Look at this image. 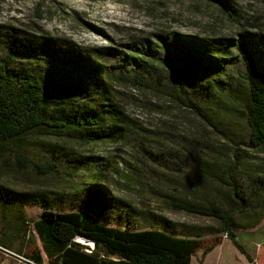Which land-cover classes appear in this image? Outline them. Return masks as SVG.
Returning <instances> with one entry per match:
<instances>
[{
    "label": "trees",
    "instance_id": "1",
    "mask_svg": "<svg viewBox=\"0 0 264 264\" xmlns=\"http://www.w3.org/2000/svg\"><path fill=\"white\" fill-rule=\"evenodd\" d=\"M205 1L233 25L234 38L159 30L95 48L65 40L60 45L0 25V167L23 172L33 168L44 177L62 173L59 167L67 175L77 174L84 167L91 170L98 158L78 156L62 142H110L136 147L142 166L152 172L166 173L168 162L191 159L205 179L209 160L203 156V143L212 134L207 128L216 130L241 115L248 126L246 145L264 148V32L244 27L232 0ZM36 12L40 17V10ZM17 53L25 54L27 61L16 58ZM53 65L66 71L62 78L52 77ZM120 86L151 95L149 106L160 107L162 101L166 108L196 118L191 131L197 148L166 153L156 147L157 132L127 116L122 106L128 97ZM219 133L234 143L229 132ZM242 151L238 145L232 149V166L222 170L224 201L171 198L167 205L176 213L210 220L215 227L176 223L151 212L136 215L124 201L110 196L107 180L97 172L91 176L93 183L67 206L54 193L13 192L0 185V245L38 263L45 254L48 264H190L195 254L221 246L224 238L219 234L224 232L249 263L264 264V247L252 259L235 231L242 225L254 228L264 219V176L246 181L238 177ZM221 153L223 160L229 157L226 148ZM140 172L127 178L143 183ZM31 206L42 209L37 220L28 217L26 208ZM141 217L143 224L137 221ZM76 238L90 240L92 249Z\"/></svg>",
    "mask_w": 264,
    "mask_h": 264
},
{
    "label": "rangeland",
    "instance_id": "2",
    "mask_svg": "<svg viewBox=\"0 0 264 264\" xmlns=\"http://www.w3.org/2000/svg\"><path fill=\"white\" fill-rule=\"evenodd\" d=\"M232 1L243 17L241 21L244 27L251 32H264V0ZM37 9L40 10V17L37 16ZM0 25H10L29 34L52 38L60 45L65 40L95 48L112 42H128L159 30H175L182 34L215 38L235 36L233 25L216 5H210L205 0H0ZM15 57L25 58L27 61L25 54L17 53ZM54 68L56 69H53L52 77L57 78L60 75L62 78L66 71L60 66ZM117 88L128 97L123 100L122 106L127 116L138 120L144 129L157 132L159 141L156 147L166 153L170 150L193 151L194 147L197 148L194 145V142L197 143L194 140L195 134L191 131L197 121L191 114L166 108L162 101H159L160 107L149 106L146 100H149L151 95L145 91L128 86ZM124 96L122 95V99ZM247 127L241 115L231 117L226 125L217 126L216 130L207 128L213 135L209 134L207 140L204 136L203 156L207 154L209 160L208 168H205L208 170L205 179H200L201 176L195 172L191 159H186L181 164H175L174 160L168 162L169 169L164 170L166 173L152 172L142 166L141 155L136 147L110 142L93 145H76L70 142L61 144L58 139H47L64 146L67 144L78 156L98 158L95 166L88 171H85L84 167L77 174L71 175H67L63 168L59 167L58 171L62 173L55 172L48 177L37 174V170L33 168L23 172L17 168L7 170L0 167V185L13 192H40L47 196L54 193L60 195L67 206L75 202V195L79 190L93 183L91 176L98 172L107 180L105 183L110 196L124 201L131 210L138 212L136 215L147 217V213L151 212L176 223L201 228L215 227L216 224L210 220L176 213L167 205L171 198L205 202H211L213 199L224 201L227 186L221 182L220 177L224 175L222 170L232 166V149L237 145L243 150L240 153L242 159L238 158V161L243 160L242 165H236L242 170L238 172V177L243 175L245 181L256 175L263 178L264 148L253 149L246 145ZM219 131L229 132V138H232L234 143L229 144ZM191 143L194 146L190 145ZM223 148L229 153V157H224V160L221 155ZM29 154V157H32L33 153ZM222 160L227 166L222 164ZM214 161H218L221 167H213ZM135 170L141 171L139 178L144 184L127 178L131 172L139 174ZM159 183H163L162 186L158 185ZM26 212L31 220H37L41 217L42 209L31 206L26 208ZM137 221L144 223L142 217ZM2 222L0 220V226ZM235 231L246 252L257 258L256 251L259 247H264V219L254 228H244L242 225ZM219 235L224 238V243L205 255L202 252L195 254L190 264H240L242 259L234 245L224 237V232ZM35 236L37 237L36 234ZM36 244L39 246L38 239Z\"/></svg>",
    "mask_w": 264,
    "mask_h": 264
},
{
    "label": "built area",
    "instance_id": "3",
    "mask_svg": "<svg viewBox=\"0 0 264 264\" xmlns=\"http://www.w3.org/2000/svg\"><path fill=\"white\" fill-rule=\"evenodd\" d=\"M31 231L34 235L36 234L32 228ZM75 241L79 242L77 238ZM0 264H48V263H47V256L45 254H42L41 263H38L37 261L26 258L24 255H21V253L13 252L11 250L4 248V246L0 245Z\"/></svg>",
    "mask_w": 264,
    "mask_h": 264
},
{
    "label": "crops",
    "instance_id": "4",
    "mask_svg": "<svg viewBox=\"0 0 264 264\" xmlns=\"http://www.w3.org/2000/svg\"><path fill=\"white\" fill-rule=\"evenodd\" d=\"M223 243H224V242H223ZM256 252H257V251H256ZM238 253H239V252H238ZM238 255H239V257L242 259V260H240V262H241L240 264H251V263H249V262L247 261V259H245V257H244L242 254L239 253ZM241 255H242V256H241ZM250 256L252 257V255H250ZM243 258H244V259H243ZM252 259L255 260V259H256L255 256H253Z\"/></svg>",
    "mask_w": 264,
    "mask_h": 264
},
{
    "label": "clouds",
    "instance_id": "5",
    "mask_svg": "<svg viewBox=\"0 0 264 264\" xmlns=\"http://www.w3.org/2000/svg\"><path fill=\"white\" fill-rule=\"evenodd\" d=\"M79 240L80 243L83 244V242L87 241L86 239L84 238H77ZM90 241V240H89ZM84 245H88L91 249H92V243L91 241L89 242V244H84Z\"/></svg>",
    "mask_w": 264,
    "mask_h": 264
},
{
    "label": "water",
    "instance_id": "6",
    "mask_svg": "<svg viewBox=\"0 0 264 264\" xmlns=\"http://www.w3.org/2000/svg\"><path fill=\"white\" fill-rule=\"evenodd\" d=\"M89 242H90V241H89V240H87V241L83 242V244H89Z\"/></svg>",
    "mask_w": 264,
    "mask_h": 264
}]
</instances>
